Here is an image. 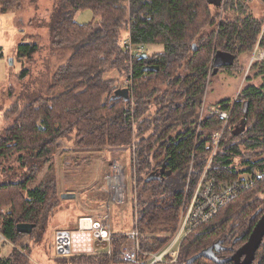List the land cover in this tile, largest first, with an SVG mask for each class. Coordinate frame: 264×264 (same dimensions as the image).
Masks as SVG:
<instances>
[{
	"label": "trees",
	"instance_id": "trees-1",
	"mask_svg": "<svg viewBox=\"0 0 264 264\" xmlns=\"http://www.w3.org/2000/svg\"><path fill=\"white\" fill-rule=\"evenodd\" d=\"M124 1L60 0V13L51 25V45L70 47L72 52L54 70L48 91L60 86L64 90L54 97L34 98L21 109L13 105L4 113L13 120L0 135V157L19 153L18 160L29 171L16 183H0V208L6 211L1 232L11 242L28 235L16 231L21 222L35 224L29 236L41 238L57 195V179L48 174L36 186L27 185L41 164L52 160L60 140L70 135L76 148H133L132 168L142 184L137 196L150 195L137 203L140 246L146 252L163 246L177 226L190 162L188 196L210 155L211 131L223 123L215 110L230 106L222 101L199 121L198 108L212 75L214 56L219 52L234 55V63L219 67L217 73L233 67L241 54H249L260 34V46H264V16L248 13L249 0H221L219 21L220 7L206 0ZM19 6L20 0H0L1 11ZM84 9L91 11L92 18L79 23L74 16ZM123 30L133 45L162 44L163 51L130 56L120 42ZM37 49L34 43H20L16 53L32 56ZM145 65H156L158 70L143 72ZM253 68L260 83L246 85L234 101L207 174L216 185L242 176L255 177L256 182L182 240V262L212 245L217 257H228L246 241L264 212V61L254 63ZM110 71L130 78L126 97L116 94L122 87L106 77ZM245 100L249 103L245 129L233 135L231 130L243 118ZM147 113H154L155 118L149 121ZM180 118L183 130L171 135ZM159 125L157 132L154 127ZM166 159L171 173L145 182L141 174L157 171ZM126 242L125 233H113L110 253L102 250L56 259L60 264H123L121 250ZM0 264H29V259L23 250L12 248ZM192 264L216 263L201 257ZM251 264H264V237Z\"/></svg>",
	"mask_w": 264,
	"mask_h": 264
},
{
	"label": "rangeland",
	"instance_id": "rangeland-1",
	"mask_svg": "<svg viewBox=\"0 0 264 264\" xmlns=\"http://www.w3.org/2000/svg\"><path fill=\"white\" fill-rule=\"evenodd\" d=\"M59 1L20 0L19 7L0 10V135L13 120L4 117L7 109L13 105L21 109L34 98L54 97L64 90V87L60 86L51 92L48 91L54 70L72 52L70 47L51 45V25L60 13ZM124 2L127 4L126 0ZM222 4L217 10L218 21L223 15ZM248 13L255 17L264 16V3H260L258 0H249ZM91 18L92 14L89 9L79 11L74 16V19L79 23L88 22ZM128 35L127 31H122L121 45L122 40ZM20 43H34L38 49L32 56L19 57L16 52ZM162 51V44L144 46V52L148 56ZM251 52L241 54L233 67L220 69L216 74L208 76L207 87H205L201 106L198 108L199 121L210 109L216 108L222 101H226L224 104H230V108L232 102L238 98L241 89L246 85L260 83L259 77L255 75L257 70L253 68V64L249 65ZM106 77L116 79L115 84L122 88L126 87V79H130L119 75L117 71L108 72ZM145 117L151 121L155 118V114L147 113ZM160 120L162 121V118ZM183 121L181 118L178 119L180 125L171 132V135L183 130L181 124ZM199 121L196 124L197 131ZM151 128L153 130V126ZM154 129L159 132L161 126L154 127ZM72 139V136L68 135L60 140L61 147L57 149L52 160L42 163L34 180L27 185L28 188H32L45 175L53 174L57 179L56 194L58 195L53 201L54 206L50 216L46 219L41 238L36 240L27 235L16 242H11L26 253L30 264H56V234L60 230L69 229L70 234L67 237L60 236V239L65 241L69 236H79L81 233L88 235L87 238L82 235V240L85 239V241L82 244L78 242V249L73 243L75 237L69 239L68 244L63 242L66 247L74 250H88L90 246L87 244H90L91 230L88 227V221L84 220L80 221L82 227L77 228L78 217H91L94 222L105 219V223L112 233L129 232L138 216L137 203L150 197L148 193H143L141 198L137 196L142 184H139L135 168H132L133 148L116 146L103 149L76 148ZM21 153L28 154V152ZM19 155V153H13L6 158L0 157V183H16L29 173L27 165H21L18 160ZM114 158H117L124 167L126 188L122 201H115L104 189V175ZM192 162L193 160L190 162L191 166ZM147 174L146 172L141 174L143 179ZM61 193H73L75 197L62 198ZM39 233L40 230L34 232V235H39ZM86 239L89 241L88 243H86ZM79 245L84 246L80 247ZM126 246L127 243L122 246V250ZM1 247L3 256L9 254L13 248L7 243L1 244ZM104 249L102 250L104 251Z\"/></svg>",
	"mask_w": 264,
	"mask_h": 264
},
{
	"label": "built area",
	"instance_id": "built-area-1",
	"mask_svg": "<svg viewBox=\"0 0 264 264\" xmlns=\"http://www.w3.org/2000/svg\"><path fill=\"white\" fill-rule=\"evenodd\" d=\"M260 34L256 40L255 46L250 54L249 65L256 62L264 61V46H260ZM122 46L129 52V55L141 54L144 52L143 45H133L129 37L122 40ZM131 83L130 79H126L125 85ZM234 103V101L232 102ZM233 105V104H232ZM232 105L229 109H216L215 112L223 121L221 126L211 131L208 141L210 147V155L208 160L197 177L196 183L189 194V182L191 164L187 181L185 182V192L179 208L178 223L176 230L171 235L170 239L156 251H145L140 246V233L136 225V215L134 225L129 232H126L127 246L122 250L121 258L123 264H156L159 262L166 264H184L179 260V248L182 240L186 238L196 227L200 224L212 220L219 212V210L231 199L235 198L239 193L247 188L253 186L256 182L255 177L242 176L240 179L226 181L220 185H216L214 180L208 176L207 172L211 160L216 153L220 142L224 136L225 126L230 117ZM124 167L120 164L117 158H114L109 165L107 173L104 175L105 187L104 189L110 194L115 201H122L124 198V190L126 185L124 183ZM257 178H262L261 174L256 175ZM6 211L0 208V261L3 257L1 244L7 243L15 247L11 241L6 238L1 232V223L6 218ZM97 231H106L100 239L99 243L106 241L105 251L110 253V241L113 233L105 223V219L94 222L91 218H85Z\"/></svg>",
	"mask_w": 264,
	"mask_h": 264
},
{
	"label": "water",
	"instance_id": "water-1",
	"mask_svg": "<svg viewBox=\"0 0 264 264\" xmlns=\"http://www.w3.org/2000/svg\"><path fill=\"white\" fill-rule=\"evenodd\" d=\"M208 4L214 5V6H220L221 5V0H206ZM262 3H264V0H260ZM137 57H145L147 56V54L145 52L141 53V54H136ZM234 63V55L228 53V52H219L216 53V55L214 56L213 62H212V66H213V71L211 72L212 74L216 73L217 69L219 67L222 66H231ZM158 70V66L156 65H145L142 68L143 72H151V71H157ZM116 94L121 95L126 97L127 96V90L126 88H122V89H118L116 91ZM242 111H243V118H241V120L239 121V124L236 125V127H234L231 130V133L233 135H238L239 133H241L244 129H245V121H244V117L247 115V111H248V106L249 103L247 100L242 102ZM168 166V159H166L161 166L159 167V169L157 171H151L150 173H148L146 175V177L144 178L145 182H149L151 180H159L164 176H167L171 173L170 169H167ZM62 198H73L75 197V195L73 193H62L60 195ZM84 221H88L86 219H83ZM35 227V224L32 223H26V222H21L18 223L16 225V231L19 233H23V234H30L33 230V228ZM106 231H97L94 233L93 237L96 238V247L98 246H102V247H106V241L103 242L102 244H99V239L100 237L105 234ZM61 235H66L68 236L69 233L68 232H59L57 234V247L58 250H63L65 249V252L68 253V246L63 247L61 249L62 244L60 243V236ZM264 237V212L258 217V219L256 220L251 232L249 233L246 241L240 245L239 247H237L234 252L229 255L228 257L225 258H219L215 255L214 251H213V245L209 246L203 250H201L200 252H198L197 254L189 257L184 264H192L196 259L204 257L216 264H224V263H228V262H232L233 264H251L252 261L255 258V253L259 247V245L262 242V239ZM99 244V245H98ZM64 251V250H63Z\"/></svg>",
	"mask_w": 264,
	"mask_h": 264
},
{
	"label": "crops",
	"instance_id": "crops-1",
	"mask_svg": "<svg viewBox=\"0 0 264 264\" xmlns=\"http://www.w3.org/2000/svg\"><path fill=\"white\" fill-rule=\"evenodd\" d=\"M0 25H1V22H0ZM62 194V193H61ZM60 194V195H61ZM85 218H91V217H83V218H79L78 217V219H79V222H78V219H77V223H78V226H77V228H81L82 227V223L80 222V221H83V219H85ZM92 219V218H91ZM93 220V219H92ZM101 221V220H100ZM95 222H97V221H95ZM99 222V221H98ZM88 227H90L89 229L91 230V233H90V238H89V240H90V244H88V246H90V248L88 249V250H74L73 248H70V247H68V253H66L65 252V249H64V251L62 250H58V247H57V234L59 233V232H68L69 233V229L68 230H60V231H58L57 232V234H56V250H57V256L55 257V260H56V264H60V263H58L57 262V257L58 256H68V255H73V254H80V253H92V254H96V253H100L101 251H102V249L103 248H105V247H102V246H98V247H96V238L95 237H93V235H94V233L95 232H97V230L96 229H94L93 228V226H91V224L88 222ZM87 227V228H88ZM70 234V233H69ZM29 235V234H28ZM99 244H102V243H99ZM98 244V245H99ZM13 248H16V249H18L16 246L15 247H13ZM18 250H20V249H18ZM21 252H22V250H20ZM105 251V250H104ZM106 252V251H105ZM24 253V252H23ZM28 257V256H27ZM29 259V258H28ZM29 264H30V261H29Z\"/></svg>",
	"mask_w": 264,
	"mask_h": 264
},
{
	"label": "bare ground",
	"instance_id": "bare-ground-1",
	"mask_svg": "<svg viewBox=\"0 0 264 264\" xmlns=\"http://www.w3.org/2000/svg\"><path fill=\"white\" fill-rule=\"evenodd\" d=\"M76 234H77V233H76ZM82 235H85V234H82V233H81L79 236H74V235H73V236H69L68 239H67V241H65V240H61V243H62V246H61V247L66 246V245L63 244V242H65V243L67 242V244H68V240L71 239L72 237H75V239L73 238V239H74V240H73V243L75 244L74 246L77 248V247H78V245H77L78 242H79V244H82V243L85 241V239L82 240ZM85 236H86V238L89 237L88 235H85ZM61 237L65 238V237H67V236L62 235ZM86 241H87L86 243L89 242L87 239H86ZM69 243H70V242H69ZM71 243H72V242H71ZM79 246H80V247H83L84 245H83V246H82V245H79ZM85 246H86V245H85ZM87 246H88V244H87ZM77 249H78V248H77Z\"/></svg>",
	"mask_w": 264,
	"mask_h": 264
}]
</instances>
